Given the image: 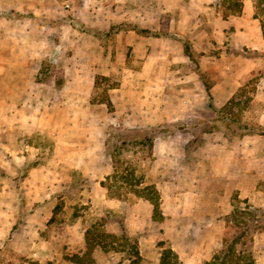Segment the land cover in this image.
Instances as JSON below:
<instances>
[{
  "label": "rangeland",
  "instance_id": "obj_1",
  "mask_svg": "<svg viewBox=\"0 0 264 264\" xmlns=\"http://www.w3.org/2000/svg\"><path fill=\"white\" fill-rule=\"evenodd\" d=\"M261 14L264 15V9ZM30 15L28 12L0 7V18H4L6 21H13L14 16L22 20L25 16ZM46 15L45 13L39 16L32 15L37 34L48 35V16ZM262 19L264 30V16ZM83 20L86 22L79 20L77 24H74L72 21V26L94 36L95 41L96 38H99L98 43L94 45L93 40L90 45L99 47L104 53L109 52L110 47L115 49L113 46L117 49V33H122L125 28L137 26L126 23L93 24L87 21L85 16ZM69 26L71 27V25ZM203 26H198L195 39L191 41L182 39L180 35L175 34L176 30L166 32L149 29L152 32H143V34L151 37L167 34L174 39H182L183 42H187L191 56L186 61L179 63L184 65V74L195 72L196 77L206 88L210 89L212 82L219 78L222 80L224 77H227V80L234 85L241 82L230 101L217 108L215 117L210 119L186 114V118L159 122L149 121L143 125L132 124L130 115H128L130 105L122 103L124 110H121L111 101V98L115 102L130 100L135 105V102L140 101L141 96H144L143 86L147 85L146 89L149 91V95H152L153 91L155 93L162 91L158 83H162L166 78L170 82L180 81L179 76L182 71L165 73L130 72L127 70L66 72L61 62H54L47 55L31 58V68L23 64L28 62V58H21L20 63L24 65V68L20 74L19 83H16L17 80L11 79L12 82L14 81V85L13 89H9L14 101L23 99L31 93L37 97L35 108L42 109V111L44 109L58 111L56 103L60 102V97L64 98L65 96L68 103L61 105V108H65L66 112L79 111L85 115L90 114L85 117L79 116L81 118L73 120L74 122L85 127L101 123L99 127L103 129L101 138L104 142V162H109L106 168L111 171L106 179V183L110 187V195L107 196V199H110L111 204L91 195L92 162H84L85 167L77 168L79 158L70 157L66 149L58 146L51 133H42L39 130L37 133H30L22 130L23 132L18 135H5L4 139L14 144L16 152L11 154L12 151L7 148V145L0 148V192L4 187V195H7L3 202L0 201V206L4 208L5 212V216H3L5 223L0 222V264H76L73 260L75 254L82 256L83 264H126L128 258L124 251L114 248L106 251L98 245L93 249H88L86 231L93 224L104 220L103 222L107 223L104 228L116 231L120 235L122 230L118 218L125 216L128 220L129 208L141 197L138 190L142 191L147 185L156 186V181L160 177L173 178V173L180 166H198L203 171L204 167L210 165L208 150L212 145L220 141L235 144L242 135V131L252 128L259 130L258 125L260 124H258L257 118L264 108V50L245 47L234 50L238 55H222L228 41L223 42L220 38H213L215 34H212L219 26L216 24L206 25L211 29L207 36H204L200 31V27ZM84 27L98 30L100 35H95L85 30ZM155 33L158 34L155 35ZM174 39L173 41H176ZM88 43L89 41H86V44ZM68 51L72 53V50ZM193 51L197 53L194 54ZM116 53L120 55V53ZM47 58L56 65V69L63 71L66 81L61 88H54L53 83L48 84L46 81L38 82L36 80L39 71L34 74L33 67L40 69L43 60ZM131 58L134 59V57ZM156 58L157 62L166 59L164 56ZM74 60V57H69L66 63L70 66ZM203 60L214 69L216 68L218 78L215 79L212 76L208 67L202 66L204 65ZM174 61H176L175 57ZM228 63L233 67L226 69L227 74L221 73L220 71L224 70ZM55 72L53 79L56 81L58 73ZM163 75H167V77L163 78ZM76 78L80 79L81 89L72 84L64 87L68 79ZM76 97L82 98L78 104L75 103L76 101L73 102ZM166 97L170 102L176 98L175 95ZM152 98L155 101L158 94ZM213 99L209 98L212 103ZM8 106L10 111L16 112V102ZM169 106L172 107V105ZM221 108L224 109L223 115L218 113ZM245 125H248V128ZM136 129H140L138 133L144 131L145 139H148L151 134L156 136L152 142L134 144L130 138L122 139L116 135V133L130 130L129 133H134ZM87 139H81L80 145L85 146L88 143ZM159 143L162 145L161 150L158 149ZM107 150L111 152L110 155L105 154ZM59 159L65 161L64 169L59 167L54 169V164ZM82 169H84V174H82ZM48 170L51 172L62 170L68 177L64 178L63 183L57 182L52 185V173L49 172L50 180H48ZM262 189L264 190V185ZM48 193L52 194L51 197H48ZM48 198L51 201V208L53 207L52 216H48ZM248 206L252 208H248ZM236 207L247 210L255 209L260 220L258 227H247V236L243 237L238 245L240 250L237 254L238 258L235 257L231 264H264V203L243 200L235 196L230 212ZM198 212L193 210L190 215L178 216L177 219H174L171 216L162 215L160 208L159 212L154 211L150 219L138 222L136 218H133V224L137 225L136 227L129 225L131 228L127 225L128 235L137 240L139 247H142L140 250L142 264H160L164 249L173 247V245L177 247V250L181 248V254L177 250L175 251L181 261L187 264L184 261L185 256L191 251L195 253L198 244L194 237L196 222L204 218ZM219 218H225L222 239L217 245L213 244L215 246L211 250L205 247L203 248L205 251H199L193 264H205L207 261H211L221 249L227 219L223 215ZM175 228H181V231H176ZM214 234L216 235V233ZM118 241L119 243L123 242L122 237ZM191 243H195V247L189 246ZM202 257L204 261L200 263Z\"/></svg>",
  "mask_w": 264,
  "mask_h": 264
},
{
  "label": "crops",
  "instance_id": "obj_2",
  "mask_svg": "<svg viewBox=\"0 0 264 264\" xmlns=\"http://www.w3.org/2000/svg\"><path fill=\"white\" fill-rule=\"evenodd\" d=\"M0 7L31 14L22 20L15 16L13 21L0 18V148L7 145V148L12 151L11 154L16 152L14 144L4 139L5 135H18L23 131L37 133L38 130L42 133H51L58 146L66 149L70 157L79 158L77 168L85 167L84 162H92L91 195L106 200L107 204L111 203L110 199H107L110 195V187L106 179L111 171L106 168L109 162H104V142L101 138L103 129L99 127L101 123L85 127L74 122L73 120L90 114L85 115L79 111L66 112L65 108H61V105L68 103L65 96L60 97V102L56 103L58 111H51V109L42 111V109L35 108L37 97L31 93L21 98L22 100L14 101L9 90L13 89L14 85L11 79L19 83L23 64L31 68V58L47 55L52 61L61 62L66 72L127 70L165 73L182 71L179 76L180 81L170 82L166 78L167 75H163L162 77L166 79L158 83L162 91L156 93L153 91L152 95H149L146 89L148 86H143L144 96H141L140 101L135 102V105L130 100L115 102L111 98V101L121 110H124L122 103L130 105V108H127L130 111L128 115H130L132 124L143 125L149 121L159 122L186 118V114L204 119L214 118L216 109L230 101L240 87V81L238 85H234L227 80V77L222 80L219 78L210 85L209 90L214 98L211 103L207 88L196 77L195 72L184 74V65L179 62L186 61L190 56L186 53V44L182 39L190 41L195 39L198 26L204 25L200 27L204 36L211 32L206 25L219 26L212 34H215L213 38H220L223 42L228 41L222 55H238L234 50L245 47L264 50L262 21L264 15L261 14L264 9V0H0ZM44 13L48 16V35L36 33V24L32 17V15L39 16ZM84 16L93 24L126 23L155 31L172 32L176 30L174 33L180 35L182 39H174L167 34L151 37L131 26L122 30V33H117V49L113 46L115 49L110 47L109 52L104 53L99 47H94L95 43L100 41L99 38L95 41L94 36L72 26V21L74 24H77L79 20L86 22L83 20ZM92 16L96 18L93 19ZM93 40L94 45H90ZM86 41L89 43L86 44ZM68 50H72V53ZM193 53L197 52L193 51ZM158 56H164L166 59L157 62L156 57ZM23 57H27L28 62L20 63ZM69 57L75 59L70 66L66 63ZM202 63L204 64L202 66L208 67L215 79L218 78L216 68L206 64L204 60ZM230 67L233 66L228 63L220 72L226 73V69ZM38 71L39 67H33L34 74ZM69 84L79 89L82 88L78 78L68 79L64 87ZM157 94L158 98L154 101L152 97L155 98ZM167 95H175L176 98L170 102ZM81 99L76 97L73 102L76 101L75 103L78 104ZM14 102H16V112L8 109V105ZM257 122L264 126V108ZM83 138H88L85 146L80 145ZM161 148L162 145L159 143L158 149L161 150ZM208 155L210 165L204 167L203 171L198 166H180L173 173V178L160 177L156 181L162 215L177 219L178 216L190 215L195 210L204 217L198 222L195 221L197 225L194 229L196 231L194 237L198 244L194 254L192 251L186 254L184 261L187 264L195 263L194 258L198 256L199 251H205L203 249L205 247L211 250L215 246L213 244L217 245L222 239L225 218L219 217L227 215L232 210L235 196L243 200L264 203V190L262 189L264 185V134H242L235 144L217 142L209 148ZM65 164L63 159H59L54 164V169L58 167L64 169ZM82 170L84 174V169ZM49 172L51 171L48 170V180H50ZM51 173L52 185L57 182L63 183L67 176L62 170L60 172L54 170ZM2 189L1 202L7 196L4 195V187ZM51 195L48 193V197ZM3 209L0 206L2 218L0 222L5 223ZM128 213L129 218L126 220L128 227L129 225L136 227L137 224H133V218H136L138 222L152 218L154 205L149 199L141 196L129 208ZM52 214L53 207L51 208V201L48 198V216ZM9 222L12 221L9 220ZM175 229L181 231V228ZM189 246L193 248L195 243ZM172 248L177 250L175 245ZM180 251L181 248L177 250L179 254H181ZM203 261L202 257L200 263Z\"/></svg>",
  "mask_w": 264,
  "mask_h": 264
},
{
  "label": "trees",
  "instance_id": "obj_3",
  "mask_svg": "<svg viewBox=\"0 0 264 264\" xmlns=\"http://www.w3.org/2000/svg\"><path fill=\"white\" fill-rule=\"evenodd\" d=\"M133 28H137L141 32H147V33L152 32L149 29L141 28L138 25ZM84 29L88 30L89 32L95 35H100L98 30H94L91 28L87 29L85 27ZM156 34L158 33H155V35ZM185 44H186V53L187 55L191 56L189 44L187 42ZM55 70H57L56 72L58 73L57 74L58 78L56 81L53 79V77L55 76L54 75ZM36 80L38 82L46 81L48 84L53 83L54 88H61L66 81L63 71L61 69H56V65L53 62H51L49 58L43 60L38 75L36 77ZM207 90H208V96L210 100H212L213 96L209 88H207ZM218 113L220 115H223L224 109L221 108L218 111ZM258 126H259L258 128L259 130L256 129L253 130V128L249 130L246 129V131H242L241 134H253V133L263 134L264 127L261 125ZM245 127L248 128V125H245ZM130 131L119 132L116 133V135L118 136V138L122 137V139L128 137L130 138V141L134 144H146L149 141L152 142L156 136L155 134H151L148 137V139H145L146 137L144 136V131H142V133H138L140 129H136L134 133H129ZM105 154L110 155L111 152L107 150ZM137 192L140 196H144L145 198L149 199L152 202V204L154 205V211L156 213L160 211V205H161L160 195L156 186L147 185L145 189H143L142 191L138 190ZM248 208H252V207L248 206ZM257 216L258 215L255 209L247 210V209H242L241 207H236L232 212L225 215L224 217H226L227 219V227L223 233L222 247L214 255L213 259L211 261H207L205 264H231L235 257L237 259L238 258L237 254L240 251L238 249V245L240 244L241 239L247 236V229H248L247 227L256 228L259 226L260 219ZM103 221L104 220H102V222L100 221L98 223L93 224L86 231V241H87L88 249L89 248L93 249L97 245L101 246L106 251H109L114 248L115 250H121L126 253V256L128 258L126 264H142V254L140 251L138 241L132 239L128 235L129 230L127 227L125 216L124 218L123 217L118 218V223L122 230V233L120 235L116 231H111L104 228V226H106L107 223ZM120 237H122L123 239V242L121 243H119L118 241ZM73 260L76 262V264H83L82 256H80L79 254H75ZM160 264H184V263L181 261L178 253L172 247H168L165 248L162 253Z\"/></svg>",
  "mask_w": 264,
  "mask_h": 264
}]
</instances>
